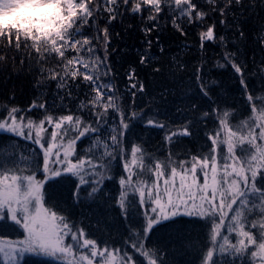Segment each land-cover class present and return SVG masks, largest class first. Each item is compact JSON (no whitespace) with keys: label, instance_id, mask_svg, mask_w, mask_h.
Instances as JSON below:
<instances>
[{"label":"snow or ice","instance_id":"obj_1","mask_svg":"<svg viewBox=\"0 0 264 264\" xmlns=\"http://www.w3.org/2000/svg\"><path fill=\"white\" fill-rule=\"evenodd\" d=\"M119 2L128 5L131 0H0V40L17 50L30 48L41 64L53 56L58 57L61 70L47 69L51 79L59 80L58 87H65L69 77L75 80L82 76L90 82L95 96L80 107L90 106L95 110L92 114L96 125L106 122L109 110L120 117L119 127L113 128L107 139L95 136L89 154L76 160L71 159L76 155V141L88 133H100V127L87 123L81 116L64 115L57 119L47 116L38 124L32 120L25 123L24 117L17 116L19 109L13 107L7 118L0 120V131L31 139L39 145L44 176L43 180H37L34 172L19 175L16 170L4 169V162L0 160V226L11 221L9 226L23 230L22 239L7 246L0 241V254L6 258L4 264H28L26 256L29 254L60 264H164L158 250L146 247L143 240L161 229L179 231L177 226L186 220L203 221L209 229V242L202 252L201 264H236L237 260L240 264H264V97L258 98V105L252 94H248L251 115L236 126L229 122L231 111L224 110L218 130L208 135L211 141L208 152L194 155L190 161L173 160L171 154L166 160L150 157L141 144H133L128 153L122 146V138L130 129V119L137 113L133 112L131 118L125 114L118 102L116 87L106 80L111 72L107 56H95L93 38L81 31L101 10L109 13V23L115 20ZM142 3L151 6L156 14L164 10L162 6H167L169 10L174 7L180 16L190 20L193 14L197 18L205 15L197 10L193 0H142ZM231 3L232 0H228L229 6ZM235 3L241 4L242 0ZM141 11L140 2L132 5L133 13ZM220 11L223 15L225 9ZM156 19V15L149 16V20ZM99 31L103 32L107 45V27ZM214 38L211 26L201 33L202 41ZM147 43L150 48L151 41ZM68 51L75 54L67 58ZM85 52L89 54L87 58L83 55ZM147 59L142 55L141 63ZM232 67L242 75L241 66L233 62ZM41 71L45 70L41 68ZM129 87L135 89L137 84L131 83ZM139 90H144L142 83ZM201 91L207 95L203 86ZM132 95L135 97V92ZM45 124L52 127L48 139L43 135L48 132ZM146 126L165 127L152 119ZM69 131L76 132V136L69 137ZM178 134L192 135L185 125L167 139L171 141ZM118 151L126 173L119 179L121 192L117 203L121 214L128 218L134 202L129 200V193L138 196V204L144 209L143 223L136 234L138 239L130 244L135 256L89 238L83 227H77L46 203L44 191L46 184L55 185L70 174L78 178L74 198L79 199L85 185L90 188V191L84 189L87 195L95 197L102 191L100 185ZM21 163L28 167L26 158L21 157ZM88 173L93 179L85 178Z\"/></svg>","mask_w":264,"mask_h":264},{"label":"trees","instance_id":"obj_2","mask_svg":"<svg viewBox=\"0 0 264 264\" xmlns=\"http://www.w3.org/2000/svg\"><path fill=\"white\" fill-rule=\"evenodd\" d=\"M136 2L141 3L140 13L132 12ZM193 2L197 10L205 13L203 18L193 14L190 20L180 16L174 7L169 10L167 6H162L164 10L156 14L142 0H131L128 5L119 2L117 18L110 23L109 13L101 10L95 19L81 28L84 34L93 38L94 55L107 56L106 63L111 72L106 80L116 87L118 102L125 114L131 118L133 112L137 113L130 119V129L122 138V146L128 153L133 144H141L150 157L166 160L171 154L173 160L190 161L192 156L208 152L211 145L208 135L218 130L224 110L231 111L229 122L236 126L251 115L248 94H252L258 105V98L264 97V0H242L241 4L232 0L230 6L228 0ZM221 8L225 9L223 15ZM150 15H156L157 19L149 20ZM210 26L215 38L202 41L201 33ZM105 27L109 33L107 45L103 32L99 31ZM146 28L153 30L146 33ZM147 41H151L150 48ZM74 54L68 51L66 57L71 58ZM83 55L87 58L89 54ZM142 55L148 57L145 63H141ZM0 57L3 58L0 59V120L6 119L9 110L15 107L19 109L18 118L24 117L25 123L32 120L38 124L47 116L57 119L74 115L100 127V133H88L76 141V155L71 157L72 160L89 154L95 136L102 135L107 139L112 129L119 127V114L112 110H109L106 122L96 125V117L92 114L95 110L90 106L81 109L82 103L87 104L95 96L91 83L82 76L75 80L66 78L65 87H58L59 80L51 79L47 69L61 70L58 57L53 56L41 64L30 48L17 50L4 40H0ZM233 62L241 66L242 75L232 67ZM131 83H136L137 87L130 89ZM141 83L144 85L142 92L139 90ZM202 86L207 95L201 91ZM149 119L165 127L146 126ZM185 125L189 126L192 135L178 134L171 141L167 139ZM75 136L76 132L69 131V137ZM21 157L26 158L27 168L21 163ZM0 160L4 162V169L16 170L19 175L34 172L37 180L44 179L43 153L31 139L0 131ZM122 175L126 173L118 151L100 185L102 191L95 197L87 195L84 189L90 191V188L85 185L79 199L74 198L78 178L70 174L60 178L55 185L46 184L44 191L46 203L77 227H83L89 238L135 256L130 244L138 239L136 234L143 223L144 209L138 204V196L129 193V200L134 202L128 218L121 214L117 201ZM109 176L111 179L107 178ZM85 178L93 179L91 173ZM11 224L9 221L8 225L0 226V240L23 238V230L9 226ZM177 228L180 230H158L143 242L146 247L158 250L164 264H201L202 252L209 242V229L203 221L187 220ZM26 260L28 264L36 261L60 264L30 254ZM0 264H3L1 259Z\"/></svg>","mask_w":264,"mask_h":264},{"label":"rangeland","instance_id":"obj_3","mask_svg":"<svg viewBox=\"0 0 264 264\" xmlns=\"http://www.w3.org/2000/svg\"><path fill=\"white\" fill-rule=\"evenodd\" d=\"M45 127L48 129V132L44 133L43 135L45 136L46 139H48V138H50V133L52 131V127L49 126V125H46ZM25 131H27V129H25ZM0 241H2L5 246H7L9 243L15 242V240H9V239H2ZM0 259L3 262V264H4L6 258L3 257L2 254H0Z\"/></svg>","mask_w":264,"mask_h":264}]
</instances>
